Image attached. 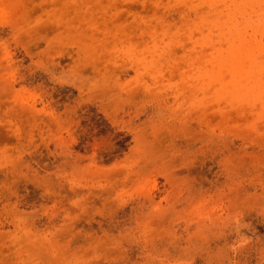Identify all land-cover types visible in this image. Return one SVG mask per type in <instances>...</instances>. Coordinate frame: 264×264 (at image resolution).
<instances>
[{
  "label": "rangeland",
  "instance_id": "374dc122",
  "mask_svg": "<svg viewBox=\"0 0 264 264\" xmlns=\"http://www.w3.org/2000/svg\"><path fill=\"white\" fill-rule=\"evenodd\" d=\"M0 264H264V0H0Z\"/></svg>",
  "mask_w": 264,
  "mask_h": 264
}]
</instances>
